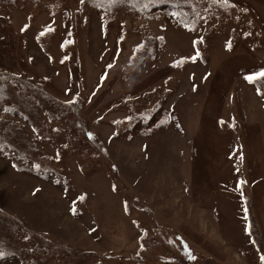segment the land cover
Listing matches in <instances>:
<instances>
[{
    "label": "rangeland",
    "instance_id": "1",
    "mask_svg": "<svg viewBox=\"0 0 264 264\" xmlns=\"http://www.w3.org/2000/svg\"><path fill=\"white\" fill-rule=\"evenodd\" d=\"M216 1L194 30L86 0L12 11L0 70L50 100L47 130L14 118L52 168L0 151V264H264V0Z\"/></svg>",
    "mask_w": 264,
    "mask_h": 264
},
{
    "label": "trees",
    "instance_id": "2",
    "mask_svg": "<svg viewBox=\"0 0 264 264\" xmlns=\"http://www.w3.org/2000/svg\"><path fill=\"white\" fill-rule=\"evenodd\" d=\"M86 2L99 15H103V13L112 15L118 12L121 15L137 13L148 20L160 19L162 16H165L170 19L173 18L174 22L179 26L189 27L192 30L199 23L198 17L193 18L194 15L192 12L197 13L201 11L194 0H86ZM221 2L213 0L215 7ZM38 7L49 9V0H0V11L3 12L0 16V30L9 28L10 24L8 19L11 17L13 10L35 9ZM39 39L41 40L43 37L41 36ZM162 41L160 38V42ZM160 42H156V44ZM42 47L46 49L48 46L42 45ZM9 69L12 70L11 67ZM20 75L19 73L13 74L12 71L9 72L6 70L3 72L0 70V151H4V148H7L16 154L14 159L19 162V165H17L18 170L30 172L33 170L32 167H34L36 169L35 172H38L37 174L41 172L39 170L51 171L50 157L44 155L42 150L38 149V143L36 141L34 142L26 138L22 132L24 130L20 126L21 124L14 118L17 111L28 113L29 115H24V117L29 123L37 124L36 128L38 129L43 130L46 128L45 130H47L46 126L40 125L39 114L49 112L54 116L52 111H49V108L44 106L46 110L41 107V103L43 105L50 100L44 96L46 93L39 85L34 86L31 82L25 83L24 80L22 81ZM11 79H18V82L22 81V87H19V83H13ZM30 116L32 117L29 118ZM56 117L61 119L59 112H56ZM73 126H76V122L74 121ZM30 163H33V166ZM247 218L250 222V227H254L251 213L247 214ZM9 228L14 232V227L9 225L3 238L7 237ZM9 239L11 238L9 237ZM10 244L14 245L15 243L12 240H8V243L5 242V239L3 241L2 239L0 240L2 251H7ZM13 249L15 252L18 251L21 254V250Z\"/></svg>",
    "mask_w": 264,
    "mask_h": 264
},
{
    "label": "snow or ice",
    "instance_id": "3",
    "mask_svg": "<svg viewBox=\"0 0 264 264\" xmlns=\"http://www.w3.org/2000/svg\"><path fill=\"white\" fill-rule=\"evenodd\" d=\"M224 2L227 4L228 3V0H224ZM195 43V41H194ZM197 55H199V52L197 51L196 53ZM111 67V65H110ZM259 77H264V70H261L260 72L258 73H255V74H252V75H249V76H246V79L249 81V82H256L257 81V78ZM257 91H259V89H257ZM245 219H247V217H245ZM249 232H250V225L247 229ZM0 255H2V253H0ZM194 258V257H193ZM262 260H264V257H261Z\"/></svg>",
    "mask_w": 264,
    "mask_h": 264
}]
</instances>
